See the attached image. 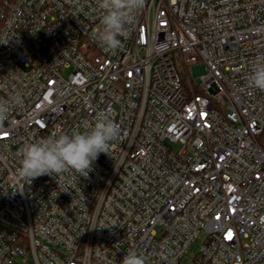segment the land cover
I'll use <instances>...</instances> for the list:
<instances>
[{
    "label": "built area",
    "instance_id": "obj_1",
    "mask_svg": "<svg viewBox=\"0 0 264 264\" xmlns=\"http://www.w3.org/2000/svg\"><path fill=\"white\" fill-rule=\"evenodd\" d=\"M100 15L0 6V99L21 101L0 125V264H181L201 239L190 264H264V91L247 83L264 0H146L116 51ZM100 111L120 136L87 178H17L25 143Z\"/></svg>",
    "mask_w": 264,
    "mask_h": 264
},
{
    "label": "clouds",
    "instance_id": "obj_2",
    "mask_svg": "<svg viewBox=\"0 0 264 264\" xmlns=\"http://www.w3.org/2000/svg\"><path fill=\"white\" fill-rule=\"evenodd\" d=\"M146 0H96L101 12L100 29L94 39L106 51L122 47V37L127 35V26L145 6ZM248 87L264 91V56L252 62ZM19 96L0 99V125L9 116L12 105L19 104ZM120 136V128L107 112L96 114L92 124L85 123L71 133L59 132L35 142L25 143L19 150L20 167L17 178L32 181L43 175L53 176L58 183L64 174L87 178L93 164L101 153L108 154L110 145ZM55 174V175H53ZM120 264H145V258L135 250H129Z\"/></svg>",
    "mask_w": 264,
    "mask_h": 264
},
{
    "label": "rangeland",
    "instance_id": "obj_3",
    "mask_svg": "<svg viewBox=\"0 0 264 264\" xmlns=\"http://www.w3.org/2000/svg\"><path fill=\"white\" fill-rule=\"evenodd\" d=\"M69 73H70L69 70H65L63 72V74L65 76H68ZM184 73H185L186 76L190 75V71H184ZM201 242H202V239L198 240L195 244L192 245V247L189 250V254H188L187 258H185V260L181 264H190L191 258L198 252V250H199V248L201 246Z\"/></svg>",
    "mask_w": 264,
    "mask_h": 264
},
{
    "label": "trees",
    "instance_id": "obj_4",
    "mask_svg": "<svg viewBox=\"0 0 264 264\" xmlns=\"http://www.w3.org/2000/svg\"><path fill=\"white\" fill-rule=\"evenodd\" d=\"M4 1H6V0H0V6L3 4ZM1 25H2V22L0 21V27H1Z\"/></svg>",
    "mask_w": 264,
    "mask_h": 264
},
{
    "label": "snow or ice",
    "instance_id": "obj_5",
    "mask_svg": "<svg viewBox=\"0 0 264 264\" xmlns=\"http://www.w3.org/2000/svg\"><path fill=\"white\" fill-rule=\"evenodd\" d=\"M229 237H230V234H229Z\"/></svg>",
    "mask_w": 264,
    "mask_h": 264
}]
</instances>
